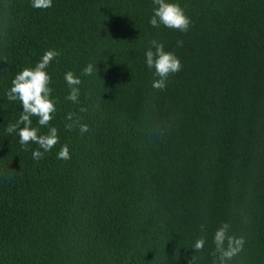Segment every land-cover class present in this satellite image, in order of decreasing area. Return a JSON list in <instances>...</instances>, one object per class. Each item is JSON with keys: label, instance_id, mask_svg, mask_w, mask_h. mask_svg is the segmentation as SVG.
Wrapping results in <instances>:
<instances>
[{"label": "trees", "instance_id": "trees-1", "mask_svg": "<svg viewBox=\"0 0 264 264\" xmlns=\"http://www.w3.org/2000/svg\"><path fill=\"white\" fill-rule=\"evenodd\" d=\"M177 2L185 32L150 26L152 0H0V264H214L223 223L245 241L231 264H264V0ZM152 39L181 63L164 89ZM48 49L58 141L37 161L6 131L21 113L6 94Z\"/></svg>", "mask_w": 264, "mask_h": 264}, {"label": "clouds", "instance_id": "clouds-1", "mask_svg": "<svg viewBox=\"0 0 264 264\" xmlns=\"http://www.w3.org/2000/svg\"><path fill=\"white\" fill-rule=\"evenodd\" d=\"M31 7L38 9H47L52 7L53 0H30ZM152 14L148 23L153 28L161 26L169 29H175L180 32L187 31L190 19L185 14L184 9L177 0H152ZM180 43L179 41L177 42ZM59 52L55 49L45 50L40 59L33 67L22 68L15 74L11 81V86L7 92L9 101H19L21 104V113L18 119L6 127L9 134L15 133L19 138V143L26 146L29 142L37 144L38 149H33L31 156L33 160H40L45 153L49 152L58 141L57 129L49 126L48 122L53 118L56 112L55 99L51 97L52 89L50 85V75L46 71L49 64ZM144 64L146 68L152 70L156 77L151 82V87L155 89H164L170 74H174L181 69L179 58L170 51L164 49L163 43L156 39L149 42V47L144 50ZM98 72L97 63H88L82 69L83 75H92ZM64 81L69 87L66 99L77 103L80 95V77L71 70L64 73ZM85 111V109H81ZM72 113L67 114L66 119L72 120ZM32 117H36V123L47 128L44 134L39 133V128L32 126ZM22 125V126H21ZM78 126L81 134L88 131V125L79 123L78 120L72 121L66 127ZM42 149V151H41ZM57 158L68 159V146L62 145L57 152ZM203 229V225L201 226ZM212 242L215 246L216 258L214 264H231L244 247V237L229 234V224H221L212 235ZM205 245V238L200 236L193 244V250L199 251ZM191 264V259L187 260Z\"/></svg>", "mask_w": 264, "mask_h": 264}]
</instances>
